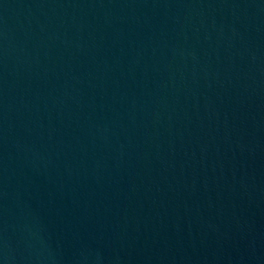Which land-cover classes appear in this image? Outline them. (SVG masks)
<instances>
[{"label":"water","instance_id":"1","mask_svg":"<svg viewBox=\"0 0 264 264\" xmlns=\"http://www.w3.org/2000/svg\"><path fill=\"white\" fill-rule=\"evenodd\" d=\"M0 264H264V0H0Z\"/></svg>","mask_w":264,"mask_h":264}]
</instances>
